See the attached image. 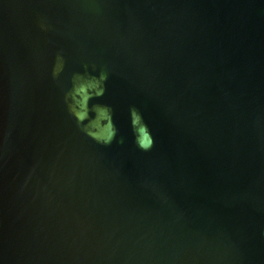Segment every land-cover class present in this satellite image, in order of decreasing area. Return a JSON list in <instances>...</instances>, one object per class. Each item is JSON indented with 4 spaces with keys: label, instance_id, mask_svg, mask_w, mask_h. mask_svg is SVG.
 <instances>
[{
    "label": "water",
    "instance_id": "95a60500",
    "mask_svg": "<svg viewBox=\"0 0 264 264\" xmlns=\"http://www.w3.org/2000/svg\"><path fill=\"white\" fill-rule=\"evenodd\" d=\"M85 64L123 144L66 111ZM0 264H264V0H0Z\"/></svg>",
    "mask_w": 264,
    "mask_h": 264
},
{
    "label": "clouds",
    "instance_id": "9594fccd",
    "mask_svg": "<svg viewBox=\"0 0 264 264\" xmlns=\"http://www.w3.org/2000/svg\"><path fill=\"white\" fill-rule=\"evenodd\" d=\"M65 66V56L57 53L52 76L59 78ZM91 68L89 70L85 64L84 70L72 72L68 82L62 85L66 111L87 140L104 146L111 145L113 141L123 144L125 137L119 135L115 109L111 103L101 99L107 93L110 70L107 67L97 69L96 65ZM132 110L136 116L131 128L132 142L141 151H150L156 142L154 131L138 108Z\"/></svg>",
    "mask_w": 264,
    "mask_h": 264
}]
</instances>
